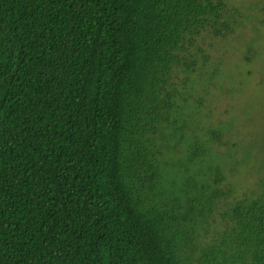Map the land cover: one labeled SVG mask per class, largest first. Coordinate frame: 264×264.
Returning a JSON list of instances; mask_svg holds the SVG:
<instances>
[{"label": "trees", "instance_id": "1", "mask_svg": "<svg viewBox=\"0 0 264 264\" xmlns=\"http://www.w3.org/2000/svg\"><path fill=\"white\" fill-rule=\"evenodd\" d=\"M224 6L0 0V264H264V198L237 201L203 245L227 193L178 185L157 138L177 124L187 42L226 26Z\"/></svg>", "mask_w": 264, "mask_h": 264}, {"label": "rangeland", "instance_id": "2", "mask_svg": "<svg viewBox=\"0 0 264 264\" xmlns=\"http://www.w3.org/2000/svg\"><path fill=\"white\" fill-rule=\"evenodd\" d=\"M222 1L226 26L187 42L171 80L177 124L166 122L164 137L157 135L169 144L165 168L178 169L177 177L170 175L178 185L192 176L206 193H227L200 219L203 245L221 241L237 201L264 198V0ZM174 127H182V139ZM195 145L204 152L193 155Z\"/></svg>", "mask_w": 264, "mask_h": 264}]
</instances>
